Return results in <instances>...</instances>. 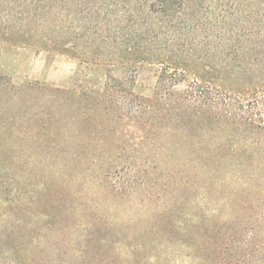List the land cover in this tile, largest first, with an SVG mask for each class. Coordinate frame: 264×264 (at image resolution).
Masks as SVG:
<instances>
[{"label":"rangeland","instance_id":"374dc122","mask_svg":"<svg viewBox=\"0 0 264 264\" xmlns=\"http://www.w3.org/2000/svg\"><path fill=\"white\" fill-rule=\"evenodd\" d=\"M7 1L0 0V211L37 244L34 264H264V176L249 185L228 166L242 141L213 123L173 127L176 109L164 106L198 80L239 92L243 105L256 100L264 117L263 0H166L151 15L159 22L144 26L155 46L172 47L176 60L166 63L136 52L132 41L112 42L116 34L78 40L106 15L90 16L81 0ZM116 16L133 35L134 17ZM90 47L95 54H81ZM167 63L186 69L172 86ZM149 100L159 111H132ZM248 154L240 159L254 162ZM194 157L220 174L210 176ZM31 197L37 217L25 206ZM244 225L253 228L248 240Z\"/></svg>","mask_w":264,"mask_h":264},{"label":"trees","instance_id":"16d2710c","mask_svg":"<svg viewBox=\"0 0 264 264\" xmlns=\"http://www.w3.org/2000/svg\"><path fill=\"white\" fill-rule=\"evenodd\" d=\"M21 1L24 0H8L7 3L10 4ZM26 1L32 3L36 0ZM119 1L121 0H81L82 3H85V5L88 6L86 7V13L90 16L97 12H102L106 15L98 21L101 25L93 24V26H95L93 30L89 31V28L87 27L84 31H81L78 35V40H84L87 45L89 42L96 44L106 41V38L111 37V34H116L111 37L112 42L125 43L127 40L132 41V45L134 46L133 48L136 52L138 51L144 55L155 58L159 63L176 60L174 58L175 56L173 57L172 55L173 52L170 45L162 48L155 46L154 38L156 36H153L144 30V26L148 25L153 28L154 25H156V22H159L154 20L151 15L163 9L166 0H132L133 4L126 8L121 6L119 7V3H117ZM107 5L114 7V12H109L106 8L103 10V8ZM93 7L95 8L94 11ZM4 11L7 16L13 17L15 15L12 7H8V9ZM117 11L120 12V17L125 16L126 22L128 21V18H126L128 15L134 17V23L137 28L133 35L132 33L121 32L123 25L121 26L119 23L121 20L123 21L124 18L115 19L117 17ZM108 14H113V17L111 20H108V22H104V19L107 18ZM146 17H149L151 20H148L149 18ZM140 19L144 20L141 22ZM137 20L138 22H136ZM103 26H107V28L111 29L108 31L107 35L104 34V32L106 33L107 31ZM194 27L196 26L190 24L192 31L195 29ZM169 36L168 40L172 42L177 35L170 34ZM72 47L73 46L71 45L70 48ZM61 48L69 49V46ZM88 53L95 54L93 53L91 47L89 50L87 49L85 51H81L82 55H88ZM165 66L168 69H172V66L169 63ZM185 70V68L180 70L173 68L172 71L169 72L171 86L179 82L181 78L180 75H183ZM192 70L199 76L203 75V71L200 72L198 69L194 68ZM240 97L239 92H232L227 89L218 88L211 82L194 80L193 83L185 89L183 94L177 97L175 102L165 100L164 106L171 114L173 113V110L176 109L174 119L176 121V125L173 124V127L177 126L180 129L182 127L190 130L192 129L190 124L194 123V121L197 122V124L207 126V128H209V125L206 124L213 123L217 127L219 126L220 129L226 131V133L228 132L229 136H232L228 138L232 141H242L240 148H237L238 146H234L235 149L232 147L234 149L232 151L233 155L229 159L228 166L232 169L230 170L232 179L247 177L245 182L252 185V183L259 181V179L264 176V160H260L264 159V117L259 115V113L254 112L257 105L256 100L249 101L247 104L243 105L239 102ZM159 101H161V99H159ZM159 101L149 100V103H146V105L136 103L133 106L132 111L139 116L143 112H157L159 111ZM184 118L186 120H184ZM169 120L170 121H168V123H171L172 119ZM246 153H249L248 155L254 162H243V160L240 159L241 155H246ZM198 158L199 157H194L193 161L195 164L197 163L196 165L200 164L203 168L207 167V172L210 176L215 177L220 174L217 167L208 164L203 159H199L198 161ZM4 168L5 167H3V170ZM11 182L13 183L15 181ZM4 184L5 183L2 181L0 176V199H2V195L6 192V189L3 188ZM5 200H8V198ZM35 202L34 198L31 197L30 203L25 205L32 211V217H37L38 215L36 211L33 212ZM21 218L22 215L17 214L15 220L19 221L16 222H20ZM5 219L9 220L10 218L6 215V212L2 210L0 211V264H34L37 244L23 239L24 235L21 234L20 229H18L17 226L7 224V220L4 222ZM189 227L190 226L187 224L185 227L187 231L189 230ZM242 228L245 230L244 240H248L252 237V235H254L253 228L251 226L244 225ZM15 237L17 238V241H15ZM228 241L226 243H228ZM23 255L25 256L23 257ZM249 263L250 262H247L246 264Z\"/></svg>","mask_w":264,"mask_h":264}]
</instances>
